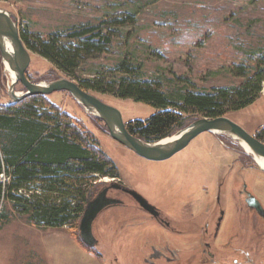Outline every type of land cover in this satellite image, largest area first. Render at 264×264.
Returning <instances> with one entry per match:
<instances>
[{
  "label": "rangeland",
  "instance_id": "rangeland-1",
  "mask_svg": "<svg viewBox=\"0 0 264 264\" xmlns=\"http://www.w3.org/2000/svg\"><path fill=\"white\" fill-rule=\"evenodd\" d=\"M0 8L14 13L21 29L43 37L102 21L116 19L119 22L109 24L113 37L107 50L83 59L76 74L69 75L31 52L27 75L35 83H49L61 77L78 83L98 76L99 72L111 78L117 76L112 68L126 60L140 67L143 80L157 82L166 92H208L240 85L246 76L233 73L234 66H252L249 55L264 52V0H0ZM4 65L0 53L2 104L11 101V78ZM16 91L21 95L25 89L18 84ZM90 93L118 108L126 126L136 120H147L157 112L132 99ZM45 96L95 138L117 165L122 182L140 189L153 202L157 201L165 213L171 214L174 223L181 229L184 225L183 231L163 229L135 208L129 199L125 205L104 212L96 221L99 244L95 249L77 239L80 224L79 230L70 225L39 227L18 214L12 203L2 201L0 264H145L152 245L162 249L168 240L179 256L175 264H264V218L250 209L234 189H227L228 198L234 199L228 219L234 217V222L225 226L221 237L212 241L208 248L200 235V226L210 218V204L214 201L219 179L230 181L233 174L238 186L242 180L250 182L251 192L264 207V171L257 165L255 170L249 166L253 158L237 140L225 133H202L173 158L163 162L146 161L113 139L105 123L90 114L68 92ZM224 116L249 133L262 131L264 83L255 103ZM184 117L191 118L173 134L203 118L201 115ZM184 178L190 184L207 180L202 188L203 200L194 209L181 207L182 202L172 205L173 198L182 197V194H174L171 186L176 181L181 184ZM0 179L6 180L4 175H0ZM117 180L104 177L97 183L104 188ZM160 190L173 193L162 195ZM184 195L196 198L191 188L184 189ZM110 215L117 218V227L121 223L118 220H124L121 230L104 229V224L110 223ZM155 264L167 262L160 259L155 260Z\"/></svg>",
  "mask_w": 264,
  "mask_h": 264
},
{
  "label": "trees",
  "instance_id": "trees-1",
  "mask_svg": "<svg viewBox=\"0 0 264 264\" xmlns=\"http://www.w3.org/2000/svg\"><path fill=\"white\" fill-rule=\"evenodd\" d=\"M116 23V19L102 21L47 37L21 28L20 34L31 52L73 75L83 59L107 50L113 37L109 24ZM249 59L252 66L240 64L232 69L245 75V81L208 92H166L157 82L143 80L140 67L126 60L112 68L117 76L110 78L99 72L78 83L88 92L132 99L155 108V114L130 123L128 130L146 141H158L191 118L184 115L218 118L255 103L263 90L264 52L250 54ZM259 138L264 141V128ZM0 175L6 178L0 179V202L12 203L18 214L39 227L70 225L78 230L87 203L103 188L97 181L120 178L117 165L95 138L45 95L0 103ZM77 239L85 245L79 235Z\"/></svg>",
  "mask_w": 264,
  "mask_h": 264
},
{
  "label": "water",
  "instance_id": "water-1",
  "mask_svg": "<svg viewBox=\"0 0 264 264\" xmlns=\"http://www.w3.org/2000/svg\"><path fill=\"white\" fill-rule=\"evenodd\" d=\"M0 53L3 64H8L10 70L14 73L13 80L9 86L11 100L9 103L19 102L33 95L68 92L90 114L105 123L113 139L141 157L155 161L170 159L185 149L193 139L204 132L217 131L225 133L237 140L242 147L246 145L249 153L258 164L259 169L264 171V167L261 166L262 161H264V143L226 116L218 118L203 117L161 140L146 141L128 130L123 114L118 108L104 102L96 95L83 90L76 81L67 77H61L49 83L33 82L27 75L32 59L31 51L26 47L21 38L20 26L16 16L14 13L3 8H0ZM18 84H22L25 89V92L21 95L16 91ZM110 188L119 189L122 186L114 182L103 188L94 199L87 203L82 216L80 238L90 248L95 247L98 243L93 232L96 218L106 207L119 203V200L108 197L107 194ZM123 189L133 195L143 207L150 212L152 211L153 207L140 193L125 187ZM246 202L250 208L255 209L264 218V207L255 196L249 195Z\"/></svg>",
  "mask_w": 264,
  "mask_h": 264
},
{
  "label": "flooded vegetation",
  "instance_id": "flooded-vegetation-1",
  "mask_svg": "<svg viewBox=\"0 0 264 264\" xmlns=\"http://www.w3.org/2000/svg\"><path fill=\"white\" fill-rule=\"evenodd\" d=\"M127 127H128V129H130L128 123H127ZM259 133L260 132L258 131V132H255V134L254 133L253 134L251 133V134L254 135L256 138H258L260 141H262L261 138H259ZM211 134H212V132H211ZM211 138H213V137H211ZM262 142L264 143V141H262ZM130 151H132V150H130ZM132 152L134 154H136L137 156H139L134 151H132ZM139 157H141V156H139ZM171 158H173V157H171ZM144 159L146 161H155V160H149V159H146V158H144ZM167 160H169V159H167ZM167 160H163V161H167ZM163 161H157V162H163ZM217 161H220V159H218ZM255 165H257V164H256V161L253 158L252 163L249 166H251V168L253 170H255ZM257 168H259L258 165H257ZM213 171L215 172L214 169H213ZM236 173H237V171H236ZM232 175L230 176V181L226 182V181H223V179H219L218 182H216V185H215L216 191H215V195H214V201H212L211 204H210V210H209L210 211L209 212L210 218H209V220H207V218H206L204 223L200 226V235H201V237L203 239V245L205 246V248L210 247L212 245V241H217L221 237L222 230H223V228L225 226H227L228 224H232L234 222V217L233 218L231 217V219L230 218L228 219L229 208L232 207V205H233L232 203H234L233 202L234 199L228 198V195H227L228 190L229 189H234L235 194H237V195L239 194L241 197H243L245 199V202L247 201V198L249 197V195L255 196V194L251 192L252 191V185L249 184L250 182L248 183L247 181L242 180L241 184L238 186L237 180H234ZM185 178L182 181H180L181 184L178 181H176V183L171 186L174 189V194H176V195L182 194V197H179V198L174 197L173 198L172 205L173 204H177L178 205L179 202H182V204L180 205L181 207L187 208V207L191 206L194 209V207H196L197 204L199 205L201 203V201L203 200L202 197H201V193L204 194L202 188L204 187L203 184L204 183L206 184L207 180L200 179L199 182H197V183L195 182L193 184H190L189 182L188 183L186 182L187 180L185 181ZM115 183L121 185L122 188H119V189L110 188L107 195H108V197H110L112 199L119 200V203L106 207L99 214V216L96 218V220L94 222V225H93V232H94V235L96 236V238H97V235L95 233V223L100 218V216L104 212H106V211H108V210H110L112 208L125 205L129 199L135 204L134 205L135 208H138L141 211L142 214L147 216L154 223H157L163 229L169 230V228H170L173 232H175V231L176 232L183 231V226L184 225L182 226V229H181L179 224L174 223V220L172 221V219L170 218L171 214L165 213L163 208L160 207V205L156 203L157 201L153 202L140 189H138L136 187H129L124 182H122L121 177ZM124 187L127 188V189H130V190H135L138 193H140L144 198H146V200L153 207L152 211L150 212L145 207H143L133 195H131L130 193L126 192L123 189ZM186 188H191L193 190V195L196 196V198L191 199L188 196L186 197L184 195V189H186ZM212 189H214V184L212 185ZM114 193H116V194H114ZM159 193L162 194V195H164V194L166 195V194H171L173 192H169V191L164 192V191L160 190ZM225 195H227L226 198H225ZM205 204H206V200H205ZM246 204L248 205L247 202H246ZM250 209H252V208H250ZM252 210L256 211L255 209H252ZM192 213H195V212H192ZM174 215L176 216V214H174ZM109 220H110V223H105L104 224V229H110V230L111 229H114V230L120 229L121 230V228H122L121 226L123 225L122 222H124V220H122V221L118 220L119 222H121L119 227H117V225H116L115 221L117 220V218L115 216H111L110 215V219ZM114 222H115V224H114ZM113 226H114V228H113ZM112 237H113V234H112ZM109 242H110V239H109ZM171 243L172 242L170 240H168L167 242H165V248H162V249H157L155 245H152V251L150 252L149 256L144 259V263L145 264H155V260L164 259L167 262V264H173V263L175 264V262L178 260L179 256L177 257V254H176L175 250H173L171 248L172 247ZM98 244H99V242L97 243L96 247L98 246ZM96 247H95V249H96ZM205 253H206V249H205ZM98 254L102 255L100 252H98ZM209 255H212V253H209Z\"/></svg>",
  "mask_w": 264,
  "mask_h": 264
},
{
  "label": "bare ground",
  "instance_id": "bare-ground-1",
  "mask_svg": "<svg viewBox=\"0 0 264 264\" xmlns=\"http://www.w3.org/2000/svg\"><path fill=\"white\" fill-rule=\"evenodd\" d=\"M6 65V68L8 69V72L10 73V75H11V81L13 80V77H14V73L12 72V70H10V68H9V65L8 64H5ZM211 132H213V131H211ZM204 133H207V132H204ZM214 133H219V132H217V131H215ZM243 148L249 153V150H248V148H247V146L246 145H243ZM184 150V149H183ZM250 154V153H249ZM251 155V154H250ZM140 156V155H139ZM252 156V155H251ZM257 164V163H256ZM258 165V164H257ZM261 166L262 167H264V161H262V164H261Z\"/></svg>",
  "mask_w": 264,
  "mask_h": 264
},
{
  "label": "built area",
  "instance_id": "built-area-1",
  "mask_svg": "<svg viewBox=\"0 0 264 264\" xmlns=\"http://www.w3.org/2000/svg\"><path fill=\"white\" fill-rule=\"evenodd\" d=\"M1 176H3V175H1Z\"/></svg>",
  "mask_w": 264,
  "mask_h": 264
}]
</instances>
